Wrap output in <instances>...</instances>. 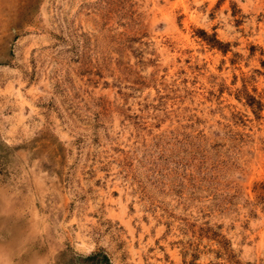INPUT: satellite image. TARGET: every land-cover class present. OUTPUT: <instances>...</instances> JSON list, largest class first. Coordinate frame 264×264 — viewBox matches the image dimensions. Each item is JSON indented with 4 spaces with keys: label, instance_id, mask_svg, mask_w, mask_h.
Returning <instances> with one entry per match:
<instances>
[{
    "label": "rangeland",
    "instance_id": "374dc122",
    "mask_svg": "<svg viewBox=\"0 0 264 264\" xmlns=\"http://www.w3.org/2000/svg\"><path fill=\"white\" fill-rule=\"evenodd\" d=\"M0 264H264V0H0Z\"/></svg>",
    "mask_w": 264,
    "mask_h": 264
},
{
    "label": "bare ground",
    "instance_id": "6f19581e",
    "mask_svg": "<svg viewBox=\"0 0 264 264\" xmlns=\"http://www.w3.org/2000/svg\"><path fill=\"white\" fill-rule=\"evenodd\" d=\"M36 179H37V178H36ZM42 183H43V182H42ZM37 192H38V191H37ZM47 193H49V192H47ZM35 197H36V196H35ZM42 210H43V209H42ZM26 211H27V210H26ZM41 213H42V212H41ZM37 217H38V216H37ZM37 219H38V218H37ZM41 223H42V222H41ZM41 223H40V224H41ZM63 230H64V229H63ZM60 231H61V230H60ZM63 240H64V239H63ZM67 240H68V239H67ZM61 245H62V244H61ZM59 249H60V248H59Z\"/></svg>",
    "mask_w": 264,
    "mask_h": 264
}]
</instances>
